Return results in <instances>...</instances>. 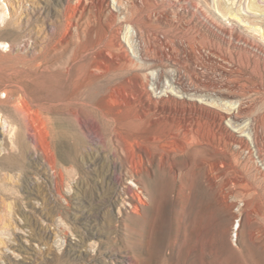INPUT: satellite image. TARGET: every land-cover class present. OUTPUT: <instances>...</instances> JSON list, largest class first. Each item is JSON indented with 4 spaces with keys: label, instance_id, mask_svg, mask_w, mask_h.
I'll return each mask as SVG.
<instances>
[{
    "label": "rangeland",
    "instance_id": "rangeland-1",
    "mask_svg": "<svg viewBox=\"0 0 264 264\" xmlns=\"http://www.w3.org/2000/svg\"><path fill=\"white\" fill-rule=\"evenodd\" d=\"M0 264H264V0H0Z\"/></svg>",
    "mask_w": 264,
    "mask_h": 264
},
{
    "label": "bare ground",
    "instance_id": "bare-ground-1",
    "mask_svg": "<svg viewBox=\"0 0 264 264\" xmlns=\"http://www.w3.org/2000/svg\"><path fill=\"white\" fill-rule=\"evenodd\" d=\"M137 29V28H136ZM123 53V52H122ZM129 56V55H128ZM127 58V56H125ZM128 60V59H127ZM126 61V60H125ZM127 83V82H126ZM193 104V103H192ZM145 161V160H144ZM130 175L131 177L134 179V177H137V179H140L141 175H143L144 171L141 169H132L130 168ZM132 182V181H131ZM126 188L132 193V195H136L138 197V204H136V210H139L140 206L145 205L146 202L143 199L142 193L144 190L143 187V183L142 180L139 181H134L133 183H131L130 185H126ZM145 194V193H144ZM149 195V194H148ZM146 206V205H145ZM143 209V208H142ZM143 212V211H142ZM237 224L234 225V232H233V241H237V238L239 236V230L242 227V224L240 222V220L238 219ZM235 245H238L237 243H235ZM236 253L240 252V250H234Z\"/></svg>",
    "mask_w": 264,
    "mask_h": 264
}]
</instances>
